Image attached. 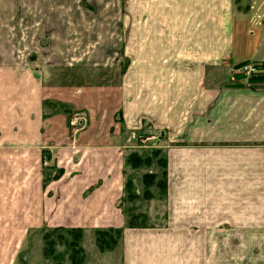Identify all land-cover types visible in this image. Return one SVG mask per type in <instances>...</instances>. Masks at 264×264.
<instances>
[{
	"label": "crops",
	"instance_id": "obj_1",
	"mask_svg": "<svg viewBox=\"0 0 264 264\" xmlns=\"http://www.w3.org/2000/svg\"><path fill=\"white\" fill-rule=\"evenodd\" d=\"M239 5L0 0V264L52 228L82 229L83 264H264V55L235 61ZM154 149L165 166L131 165Z\"/></svg>",
	"mask_w": 264,
	"mask_h": 264
},
{
	"label": "rangeland",
	"instance_id": "obj_2",
	"mask_svg": "<svg viewBox=\"0 0 264 264\" xmlns=\"http://www.w3.org/2000/svg\"><path fill=\"white\" fill-rule=\"evenodd\" d=\"M240 4V13H246L247 17H242L233 25V47L235 50V61L239 62L244 58L239 56H248L247 59L264 55V0H237ZM254 19V20H253ZM255 55V56H254ZM236 62V63H237ZM244 72L241 69L240 74ZM74 83V81H72ZM75 84H80L75 82ZM154 158V156L150 155ZM158 163V157L154 158ZM138 222L144 218H137ZM113 236V234H111ZM115 235V234H114ZM71 239V235L62 229L51 231L50 240L53 242L46 243L43 236L36 235L31 238L19 257L18 264H71L69 259V250L67 241ZM45 245V247H44ZM47 246V247H46ZM48 254H45V249ZM88 250V246H87ZM110 252V251H109ZM89 259L91 254L88 252ZM105 259L111 258L110 255L103 254Z\"/></svg>",
	"mask_w": 264,
	"mask_h": 264
},
{
	"label": "trees",
	"instance_id": "obj_3",
	"mask_svg": "<svg viewBox=\"0 0 264 264\" xmlns=\"http://www.w3.org/2000/svg\"><path fill=\"white\" fill-rule=\"evenodd\" d=\"M247 63V62H243L240 63L239 66H241L242 64ZM152 156H154V158L158 157V163L162 166L166 165L165 160L163 159V156L160 155V151L159 149H154L152 151ZM152 157H150V154L145 155L144 157L134 153L131 154L129 156V161L131 163L132 166L134 167H138L142 164H146V165H150L153 162ZM60 174V170H58L56 172V174H54L55 176ZM165 175L166 172L163 171V179H161L160 181H158V185L160 190L164 191L165 189ZM155 178H156V174H145L144 176V184H145V191L144 194L146 196L151 194V191L149 190V187L155 182ZM126 191H127V198L128 199H134L138 194L135 191V185L133 184V182L131 180H128L127 184H126ZM137 218H141L143 219L144 217L141 214H136V213H132L130 212L129 214V218H128V225L129 226H133V225H140L143 220H141L140 222H138ZM66 230L70 235H71V239L67 241L68 244V249L71 250L69 253V259L71 261V264H83L84 262V258H85V250L84 247L82 246V236H83V231L81 228H52L46 232H44L42 234L43 239L45 241V245L46 243L48 244L49 242H53V240H50V233L51 231L54 230ZM121 233V229H114V228H110V229H106V230H97L96 232V242L98 247L101 250H105V249H109V248H113V246L116 244L119 236ZM113 234V236L111 235ZM115 234V235H114ZM44 245V247H45ZM47 247V246H46ZM48 248L45 249V254H48ZM50 251V250H49ZM22 255V253H21ZM20 255V258H21ZM19 263V262H18ZM17 263V264H18Z\"/></svg>",
	"mask_w": 264,
	"mask_h": 264
},
{
	"label": "built area",
	"instance_id": "obj_4",
	"mask_svg": "<svg viewBox=\"0 0 264 264\" xmlns=\"http://www.w3.org/2000/svg\"><path fill=\"white\" fill-rule=\"evenodd\" d=\"M253 71H256L255 67L250 68ZM247 70V69H246ZM89 123V117L86 111L84 110H78L74 111L71 113L69 117V127H70V132L73 137H76V135L84 130ZM154 136H146V137H141L140 140L142 142H146L148 140L153 139Z\"/></svg>",
	"mask_w": 264,
	"mask_h": 264
}]
</instances>
